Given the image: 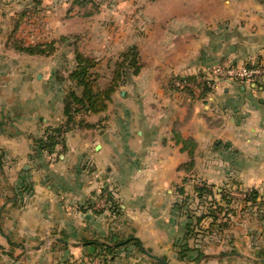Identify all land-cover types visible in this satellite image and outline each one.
Returning a JSON list of instances; mask_svg holds the SVG:
<instances>
[{
  "label": "crops",
  "instance_id": "0c3cea01",
  "mask_svg": "<svg viewBox=\"0 0 264 264\" xmlns=\"http://www.w3.org/2000/svg\"><path fill=\"white\" fill-rule=\"evenodd\" d=\"M78 5L44 0V10L53 13L46 28L58 36L55 51L22 53L28 64L16 75L2 70L0 107L9 114L0 115V248L6 242L9 251L20 252L7 254L14 261L7 264L82 258L103 264L97 248L84 241L130 237L169 264H264V218L243 211L251 204L246 197L233 203L245 205L237 213L256 223L243 224L228 239L216 234L211 218L197 222L207 202L197 201L191 212L184 203L176 207L177 189L192 194L195 182L219 192L218 204L225 192L264 190V91L231 80L203 94L170 85L174 76H193L205 66L263 58L264 0H104L100 13L88 10L84 17ZM29 7L28 0H0V28L11 27L14 12ZM60 41L69 49L58 48ZM129 47L143 67L107 111L77 118L54 152L39 148L36 140L66 121L76 52L109 59L110 71ZM111 186L120 213L102 200ZM185 243L213 256L189 262L180 255ZM206 245L212 248L204 251ZM106 264L164 263L128 246Z\"/></svg>",
  "mask_w": 264,
  "mask_h": 264
},
{
  "label": "rangeland",
  "instance_id": "374dc122",
  "mask_svg": "<svg viewBox=\"0 0 264 264\" xmlns=\"http://www.w3.org/2000/svg\"><path fill=\"white\" fill-rule=\"evenodd\" d=\"M28 1H31V8H27L25 10L23 9L21 11H18V13L16 12L17 14L14 12L13 20H12L13 22L9 21V25L11 24V27L0 28V30H1L0 36L4 37L1 39L2 42L0 43V80H3L2 70H4V68L10 69V74H12V71H13V74L16 75L17 69L21 71V67L23 68L26 66V64H28V61L26 59L21 58L22 52L17 51V48L15 47L16 43L22 41L23 44H37V43L42 42L43 39H47L48 41H45V43H46V42H50L52 40H55V37H58V36H55L53 29H52V33H51V31H49V29L47 30V28H46L47 26H49V20L51 19L53 13H50V12H47L44 10V6H43L44 0H28ZM69 1H71V0H66V2H68V3H69ZM75 1H80L81 7H79V5H78V7H76V11L80 12L79 15L84 17L85 14L87 15L88 10H94V11L100 13L101 12L100 11V5L103 4L104 0H95V1H93V0H89V1L88 0H75ZM113 1H115V0H113ZM113 1L106 0V2H108V4H112ZM147 1H149V0H147ZM67 7H69V6H67ZM22 12L26 13V17L21 19L20 14ZM72 17H74V16H72ZM49 28H51V26H49ZM45 30H46V34H45ZM120 30H122V29H120ZM52 37H54V39H51ZM71 39H74V38L72 37ZM6 40H7V42H6ZM57 40H59V39H57ZM62 42H64V43H62ZM67 42H71L73 44L72 47L75 48L74 40L73 41L69 40ZM64 45H65V41H60L57 44L58 48L60 47L62 50L69 49L68 46L64 48ZM80 53H82L84 56H86L85 53H83V52H80ZM51 54L52 53L44 54V55L49 56ZM2 55H4V56L7 55L8 58L2 59L3 58ZM9 56H13V57H9ZM87 57H89V56H87ZM95 61L97 62V65L92 70V72L95 73V75L97 77V86L104 89L111 81L113 71L115 68V63H116V61H118V59L113 62V65H111L112 69L110 71H109L110 68L108 66L109 59L100 60V61L95 59ZM105 70L111 72V74L110 75L105 74ZM136 76L137 75H132V77H130V79L128 78L124 82L121 81L120 87L117 88L114 96L121 89H126V86H128L130 84L131 80ZM15 80H17L16 77H15ZM69 87H71L70 81H69ZM69 87H68V89H69ZM67 92H68V90H67ZM1 99H5V98H0V102H1ZM112 100H113V98H112ZM110 103L108 104V106L110 105ZM7 111H8V109L7 110L5 109L3 112L1 110V107H0V115L1 116L8 115L9 113ZM105 112H103V113H105ZM91 114L92 113H89L85 110H82V111H79L78 114H76L77 115L76 119L79 117L85 118L86 116L91 115ZM194 187L195 188L192 189V192H191L192 194H187V193L182 194V193H179V190L177 189V192H178L177 197L179 196V198H177V201H179L180 205H182V203H184V201L187 200V202L184 203V206H186L188 208L187 209L188 212H191L193 209L196 210L198 202L201 204H202V202H204V203L207 202V203L203 204L207 214L216 215L219 219V220H216L217 224H225L226 225V227L223 228V230H222V233L225 234L224 238L228 239L231 236H233V233H235L237 231V228L241 227L243 224L245 225L246 223H250V224L256 223V222H253V221H256L255 219L248 221L245 218H242L243 217L242 214L239 215V213H237L240 210V208L242 210V208H244L245 205L243 207V204L238 206L237 204L231 203V204H228L229 205L228 206L227 202H224L221 204L214 203L216 201L215 195L217 193L219 194V192H217L216 190H211V188L210 189L206 188L205 186H202L201 184H196V182L194 184ZM199 189H204V191H205L202 194V198L201 197H200V199L199 198H193V197L199 196V193H201L199 191ZM108 190L107 191L111 192V194H113L115 197L117 190L114 189L113 186H111ZM107 191H106V193H103L102 200H104V196H105V194H107ZM252 191H256L259 194V197L257 198L258 204L254 205V203L250 201L251 204H249V206H246V208L243 211H247L246 213H249V214H251V213L255 214L256 218L257 217H263L264 218V202H263L264 201V190L262 191L259 189H246V193L248 195ZM223 192H224V190H223ZM241 193L242 192L239 193V190H237L236 192H232V193L231 192H225V194L222 193L223 195H221V196L225 197V195H226L227 197H230L231 199H234L233 197H235L236 200H238L242 197L245 199V196L240 197ZM116 198L117 197H115V199ZM236 200H235V202H236ZM261 203H262V205H261ZM201 204H199V205H201ZM233 204L235 206L231 207V205H233ZM219 212H220V214H222L221 217L218 215ZM203 214H205V213H203ZM203 214H200V215H203ZM233 215H234V219L233 220L229 219V218H232ZM225 217H226V219H225ZM206 218H208V216ZM210 220L213 221V219H210ZM215 232H216V234H220L221 230L218 226H217V228H215ZM0 233L3 234V229L0 230ZM250 238L255 239V236H251ZM49 240L44 241L43 244L48 243ZM255 241H256V239H255ZM224 243H225V240H224ZM4 245H5L4 246L5 250L3 248H0V264H7V261H6L7 259L10 262L14 263V261H12V259L7 254L14 256V253H16V255H19L20 252L19 251H15V252L13 251L14 253H12L11 251L8 250L9 248H8V245L6 242L4 243ZM188 246L189 247H195L193 244L190 245V243H188ZM233 247L234 246L232 243L231 245H228V248H226V249L227 250L228 249L233 250ZM210 248H212V246L206 245V246H204L203 249H204V251H208V250H210ZM189 255H191V254H189ZM188 259H189V262H193V263L199 262V261L193 260L192 257H189ZM62 264H90V260H87V258L86 259L82 258V260L78 262L77 260L75 261V260L70 259L69 261L62 262Z\"/></svg>",
  "mask_w": 264,
  "mask_h": 264
},
{
  "label": "trees",
  "instance_id": "16d2710c",
  "mask_svg": "<svg viewBox=\"0 0 264 264\" xmlns=\"http://www.w3.org/2000/svg\"><path fill=\"white\" fill-rule=\"evenodd\" d=\"M24 17H26V13L22 12L20 14V18L22 19ZM55 45V40L46 43L40 42L37 44H23V42L20 41L15 44V47L17 48V51L22 53L30 55H44L53 53L56 48ZM76 63V67L70 73L68 78L71 82V87H69L68 92L64 98V112L66 121L60 127L49 128L46 131L47 139L41 138L36 140V144L39 146V148L49 153L54 152L58 144L64 143V137L70 130L71 124H74V122H76V114H78L79 111L85 110L93 114H101L105 112L108 109V104L112 101L117 88L120 87V82H124L128 78L130 79L132 75H137L143 67L137 49L135 47H129L126 51L121 53L120 58L118 59V61H116L111 81L103 89L97 86V77L95 73L92 72V70L97 65L95 59L84 56L78 51L76 52ZM208 90V88H205L203 90L189 89L187 91L203 94ZM107 189L105 191H107ZM199 191L201 193H199L198 197L202 198V194L205 191L204 189H199ZM181 193H183V190H181ZM225 197L223 196L225 202H227V205L235 202L234 199H231L226 195ZM258 197V192L252 191L249 195L247 194L244 201L246 203L251 201L254 203V205H257ZM105 198L107 200V208H109V210H112V212L120 213L121 207L117 204V200L115 199L114 195L111 194V192L107 191V196H105ZM185 202L186 201H184V203ZM181 206L182 205H180L179 203H176V207L181 208ZM207 216L213 219L211 227L217 228L218 226L221 232L223 228L226 227L225 224H217L216 220H219L218 217L214 214H207V212L203 215L198 216L197 222H201V220ZM188 225V234L194 233V229L192 228L193 223H189ZM84 242L86 245H92L97 248L98 255H101L103 264L107 263V259L110 258V256L114 257L115 251L121 247L135 246L139 251H142V242L134 237L121 240H113L109 242L87 239ZM12 245L15 246L14 244ZM181 249V257L190 256L193 260L196 261H200L205 255V253L200 249L196 247H189L188 243L181 245Z\"/></svg>",
  "mask_w": 264,
  "mask_h": 264
},
{
  "label": "built area",
  "instance_id": "2783aa9c",
  "mask_svg": "<svg viewBox=\"0 0 264 264\" xmlns=\"http://www.w3.org/2000/svg\"><path fill=\"white\" fill-rule=\"evenodd\" d=\"M227 80L253 84L264 91V57L250 64L205 66L193 76H174L170 81V85L179 91L203 90L205 88L213 91L217 89L219 83ZM241 196H247L246 190L241 193ZM104 200L107 201L105 198ZM218 215L222 216L220 212Z\"/></svg>",
  "mask_w": 264,
  "mask_h": 264
},
{
  "label": "water",
  "instance_id": "95a60500",
  "mask_svg": "<svg viewBox=\"0 0 264 264\" xmlns=\"http://www.w3.org/2000/svg\"><path fill=\"white\" fill-rule=\"evenodd\" d=\"M1 211H2V209L0 210V218H1ZM142 251L144 252V253H146V255H148L149 257H151V258H154V259H156V260H158V261H160V262H162V263H164V264H169L167 261H165V260H163V259H161L160 257H157V256H154V255H152L144 246H142ZM232 253H224V254H220L221 256H227V255H231ZM209 256H213V255H204L203 257H202V259H204V258H207V257H209Z\"/></svg>",
  "mask_w": 264,
  "mask_h": 264
}]
</instances>
